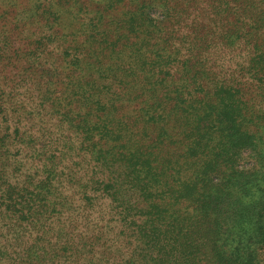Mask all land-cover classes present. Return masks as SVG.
<instances>
[{
  "label": "trees",
  "instance_id": "16d2710c",
  "mask_svg": "<svg viewBox=\"0 0 264 264\" xmlns=\"http://www.w3.org/2000/svg\"><path fill=\"white\" fill-rule=\"evenodd\" d=\"M197 1L168 0L159 22L132 18L117 37L93 27L80 42L45 36L21 43L15 6H1L0 264H200L212 256L219 264H239L234 226L228 231L231 218L223 215L228 211L186 224L189 207L172 188L178 165L151 174L149 145L145 155L140 146L129 153L114 146L119 141L129 150L121 132L138 143L143 124L171 145L179 137L184 149L215 144L222 104L242 95L244 79L264 84L259 46L247 65L232 57L241 46L227 59L218 54L225 40L234 43L225 24L232 15L264 43V0H212L218 5L208 9L217 20L210 23L200 21ZM213 22L220 36L210 30ZM126 51L139 57L137 74L135 64L123 62ZM174 74L183 84H174ZM132 82L144 84L139 97L154 101L124 105ZM108 140L113 144L106 148ZM123 158L131 189L135 180L150 191L166 182L173 212L153 214L115 182Z\"/></svg>",
  "mask_w": 264,
  "mask_h": 264
},
{
  "label": "rangeland",
  "instance_id": "374dc122",
  "mask_svg": "<svg viewBox=\"0 0 264 264\" xmlns=\"http://www.w3.org/2000/svg\"><path fill=\"white\" fill-rule=\"evenodd\" d=\"M198 1L204 15L200 21L205 19V23H210L217 20L216 15L210 14L208 8H215L218 3L212 4V0ZM167 2L168 0H0V8H8L11 4L15 6L18 12L15 19L21 25L16 39L21 43L27 38L34 40L45 36L56 38L57 41L70 37L69 39L80 42L83 37L92 33L93 27H101L112 37H117L123 33L122 27L129 30L132 18L141 23L146 19L159 22L163 19L162 11ZM234 18L232 15L225 21L226 29H232L234 43L229 45L225 40L218 54L225 58L231 48L241 46L243 51L239 54V50H235L232 57L247 65V55L256 51L255 46H259L260 52H264V43L262 37L255 41L256 35L247 34L243 24H234ZM213 23L210 30L215 36H220L215 33L216 22ZM260 30L264 33V23ZM244 35H248L247 39L246 36L242 38ZM87 47L90 49L93 46ZM138 58L129 51L123 57V62L135 64L134 74L141 67ZM198 59V56L193 57L194 61ZM109 65L108 62L103 69ZM2 68L3 63H0V70ZM5 74L11 76L10 70ZM173 81L177 85L183 84L182 77L177 74L173 75ZM143 85L136 82L126 85L128 87L123 91V104L130 105L132 109L142 100L153 102L154 99L139 97ZM257 87H264V84L258 85L255 81L244 79L242 95L227 106L222 104V109L216 116L220 121L219 132L212 136L215 144L207 145L202 141L196 147L184 149L179 146V137L174 139L177 143L171 145L169 139L166 140L157 131L153 133L145 124L140 128V136L136 137L138 143L130 140L126 131L121 132V140L131 146L129 150L121 148L119 141L114 143L115 151L124 153L140 146L143 155L145 147L149 145L150 150L145 157L152 170L151 174L162 173L169 166L178 165L179 175L172 188L175 195L182 198L189 207L191 215L185 221L186 224L189 222V225L198 226L205 220L207 212L215 215L228 211L223 215L231 218L226 226L228 231L234 226L236 248L233 253L234 257L239 258V264H264V92H259ZM235 92L236 89H233L232 95ZM105 141L104 138L101 146ZM108 141L106 148L113 144L111 140ZM138 150L140 149L137 148L136 151ZM126 166L123 158L122 165L118 168V174L121 172V175L115 182H121L129 195L133 194L135 198L145 201L144 206L153 214L173 212L172 197L166 182L159 185V191H150L142 188L139 180H135V187L131 189L132 178L125 172ZM204 225L206 223L203 222ZM5 228L3 225L4 231ZM217 262L212 256L205 258L200 264H219Z\"/></svg>",
  "mask_w": 264,
  "mask_h": 264
}]
</instances>
